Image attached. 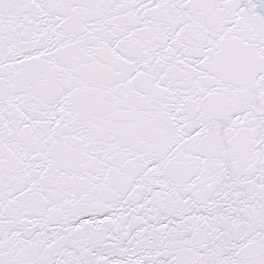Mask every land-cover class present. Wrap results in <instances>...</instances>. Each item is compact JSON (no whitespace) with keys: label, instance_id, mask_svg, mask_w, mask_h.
Returning <instances> with one entry per match:
<instances>
[{"label":"water","instance_id":"water-1","mask_svg":"<svg viewBox=\"0 0 264 264\" xmlns=\"http://www.w3.org/2000/svg\"><path fill=\"white\" fill-rule=\"evenodd\" d=\"M0 264H264V0H0Z\"/></svg>","mask_w":264,"mask_h":264}]
</instances>
